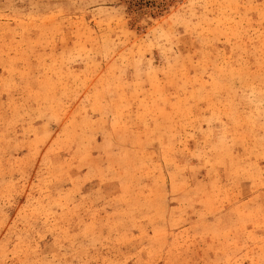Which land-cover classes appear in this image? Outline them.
<instances>
[{"label":"rangeland","instance_id":"1","mask_svg":"<svg viewBox=\"0 0 264 264\" xmlns=\"http://www.w3.org/2000/svg\"><path fill=\"white\" fill-rule=\"evenodd\" d=\"M0 264H264V0H0Z\"/></svg>","mask_w":264,"mask_h":264}]
</instances>
